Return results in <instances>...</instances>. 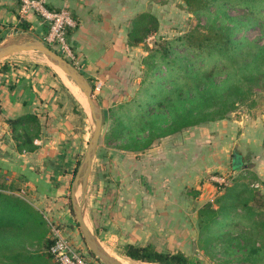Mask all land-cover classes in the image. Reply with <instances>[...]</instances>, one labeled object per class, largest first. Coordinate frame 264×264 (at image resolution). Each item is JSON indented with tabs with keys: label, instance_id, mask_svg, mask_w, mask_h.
Returning <instances> with one entry per match:
<instances>
[{
	"label": "crops",
	"instance_id": "1",
	"mask_svg": "<svg viewBox=\"0 0 264 264\" xmlns=\"http://www.w3.org/2000/svg\"><path fill=\"white\" fill-rule=\"evenodd\" d=\"M47 1L75 17L68 39L87 77L108 83L135 65L136 47L128 44V34L153 0ZM19 8V0H0V43L26 31H47L39 15L24 16ZM46 69L9 63L0 72V189L21 179L43 194L64 193L88 140L74 99ZM27 112H36L42 122L38 146L30 152L17 149L7 122ZM108 154L109 173L100 178L92 170L87 191V201L91 189L98 198L94 221L100 242L106 249L119 242H153L185 251L188 238L196 239L198 209L222 192L210 175L224 176L228 184L252 176V184L264 191V104L164 137L144 152L109 148ZM235 155L240 164H234Z\"/></svg>",
	"mask_w": 264,
	"mask_h": 264
},
{
	"label": "trees",
	"instance_id": "2",
	"mask_svg": "<svg viewBox=\"0 0 264 264\" xmlns=\"http://www.w3.org/2000/svg\"><path fill=\"white\" fill-rule=\"evenodd\" d=\"M181 1L194 13L216 3L240 7L245 12L238 17L228 15L226 24L196 26L148 49L144 93L122 106L125 108L110 131L120 149L144 152L164 137L225 118L242 104L254 107L258 94L264 93V22H261L264 0ZM257 24L262 26L259 38L233 37L240 28ZM24 27L27 30L28 26ZM158 28L155 13H139L132 22L128 44L145 43ZM177 46L183 52L175 49ZM161 65L165 66L162 75L155 73L156 69L161 70ZM7 68L3 66L1 71ZM7 122L19 151L37 148L35 140L41 136L42 122L36 112L8 118ZM97 158L100 163L97 173L102 178L111 167L108 148L99 145ZM217 186L222 192L197 211L198 242L202 248L220 244L231 256L230 260L238 264H264L263 190L259 189L261 193L249 184L240 191L236 184L217 183ZM12 187L0 189V264L35 263L44 255L27 250L26 245L34 244V240L25 237H37V243L45 245L48 255L53 239L43 228L45 220L38 210L14 194ZM97 212H92L93 220ZM123 253L134 260L155 264H191L184 251L162 250L153 242L126 243Z\"/></svg>",
	"mask_w": 264,
	"mask_h": 264
},
{
	"label": "rangeland",
	"instance_id": "3",
	"mask_svg": "<svg viewBox=\"0 0 264 264\" xmlns=\"http://www.w3.org/2000/svg\"><path fill=\"white\" fill-rule=\"evenodd\" d=\"M149 7L150 11L155 13L159 19V28L156 33L148 37L145 43H139L135 45L137 60L135 65L132 66L130 70L129 68H123L122 73L117 76L116 79L108 83H105L104 81H100L93 77H87L94 88L95 95L100 102L104 113V121L99 145L105 146L108 149L116 148L120 150L119 146L117 147L115 145L118 143V141L114 140L115 136L110 135V131L114 126L115 118L119 117L121 115L120 112L125 108L122 106H127L126 103H131L135 99V97H137V95H141L142 93H144L146 83H143V81L145 78V69H147L145 59L149 53L148 49L150 47H158L159 44L163 41L167 39H173L183 32L195 28L196 26L203 27L213 24H226L229 19L228 15L238 17L243 14V12H245V10L240 7L238 8L227 4L216 3L208 7V9L205 11L194 13L191 12L181 0H153L151 1ZM261 22H264V19H262ZM261 28L262 26L260 24H257L254 27L240 28L238 31L234 32L233 37H244L246 39L259 38L262 35ZM26 32L40 38L43 35H38L37 33H33L32 31ZM262 41L263 38H261L260 42ZM175 49H177L179 52H183V48L181 47L177 46ZM9 63L17 67L19 64L29 67L40 66L43 68H47L46 70L54 73V75L60 81V85L64 86V88H66V91H68L67 93L74 99V103L79 109H75V113L79 117H81V120L83 121L82 124L84 127H82V129L84 128L85 131V139H90L94 128V122L89 109L88 101L81 89V92L76 93L67 83L68 81L72 83L74 87L77 86V84L67 74H65L52 62H50L42 52L36 50L16 52L4 57L0 62V72L2 70V67L8 66ZM75 65L84 73V69L79 60H77V63H75ZM161 70L156 69L155 73H160L161 75L164 74V65H161ZM65 78L67 79V81L65 80ZM256 104V106H258L259 104H264V93L258 94L256 98ZM251 108L247 107V105L245 104H242L235 111L241 112L243 110H248ZM79 130L81 131L80 127ZM88 140L87 142L84 141V150L78 156V161H76L77 163H81L84 157L89 142ZM99 165L100 163L96 155L92 169L93 172H97ZM62 169H64L63 166L61 170ZM74 175L75 174L71 175V178L68 180L69 183L67 184V189L62 194H43L39 190H36L33 186L27 185L25 181L21 179L18 180V182L14 183L11 190H14V194L24 198L38 210L41 218L45 220L43 221V228L45 227L48 236L50 235V225L52 223L57 224L62 229L66 237L71 241L73 246L75 245L78 251L81 252L83 257H85L86 259H90L94 263L104 264L91 252L80 231V226L77 222V218L72 206V182L74 179ZM92 179H94L93 175ZM252 181L254 182L252 176H237V178H235L231 184L239 185V191L245 184H249L250 187L262 193V190H259L262 189L261 186H253ZM88 196L89 199L88 201L86 200L84 207L85 218L91 231L98 237L99 227H97L95 221L92 218V212L94 211V207L97 203L98 198L96 197L97 195L95 194L93 189H91ZM82 197L83 194L81 188L79 187L75 191V198L78 202H80ZM87 202L89 203L87 204ZM195 227L197 231V233L195 234L196 239L193 241L191 240V237L190 240L188 238L184 246V252L190 257L191 264H238L232 259L230 260L231 256L224 252V249L220 247V244L215 247L202 248V244L198 242L197 224H195ZM25 239L34 240V244L26 245L27 250L44 255L41 256L42 260L40 264H57L54 258L45 252V245L37 243V237L29 235L25 237ZM111 246L112 247L107 248V250L115 256L121 257L129 264H155L143 260H134L128 257L123 253L124 246H122L121 242H119L118 245L112 244Z\"/></svg>",
	"mask_w": 264,
	"mask_h": 264
},
{
	"label": "water",
	"instance_id": "4",
	"mask_svg": "<svg viewBox=\"0 0 264 264\" xmlns=\"http://www.w3.org/2000/svg\"><path fill=\"white\" fill-rule=\"evenodd\" d=\"M36 50L42 52L50 62L67 74L82 90L85 95L91 116L94 122V128L88 142L84 157L77 167L72 182V206L80 226L82 236L91 252L98 257L104 264H124L103 246L95 235L85 218V203L87 200V191L89 177L91 175L95 157L99 148L104 113L95 91L87 76L70 60L60 54L56 49L46 44L40 37L28 32L15 34L7 37L0 43V62L1 60L16 52ZM239 156H234V164H240ZM81 188L83 197L80 202L75 198V191Z\"/></svg>",
	"mask_w": 264,
	"mask_h": 264
},
{
	"label": "built area",
	"instance_id": "5",
	"mask_svg": "<svg viewBox=\"0 0 264 264\" xmlns=\"http://www.w3.org/2000/svg\"><path fill=\"white\" fill-rule=\"evenodd\" d=\"M19 1V11L22 15L36 13L46 23L48 28L41 39L72 63H77L78 57L68 39L69 29L75 28L77 25L71 10L67 7L52 8L47 0ZM210 178L220 184H228L229 182L226 177L215 174L210 175ZM252 185L261 186L259 183H253ZM50 233L53 242L49 247V252L57 264H94L91 260L83 257L81 252L73 246L59 225L52 223Z\"/></svg>",
	"mask_w": 264,
	"mask_h": 264
},
{
	"label": "bare ground",
	"instance_id": "6",
	"mask_svg": "<svg viewBox=\"0 0 264 264\" xmlns=\"http://www.w3.org/2000/svg\"><path fill=\"white\" fill-rule=\"evenodd\" d=\"M61 70V69H60ZM62 71V70H61ZM65 80L67 81V79L65 78ZM67 83L72 87V89L76 92V93H79L81 92L80 91V88L78 86L74 87L72 83L68 82ZM109 253H111L110 251H108ZM112 254V253H111ZM113 256H115L114 254H112ZM117 259H119L122 263L124 264H129L127 261L123 260L121 257H117L115 256ZM139 264V263H138Z\"/></svg>",
	"mask_w": 264,
	"mask_h": 264
}]
</instances>
